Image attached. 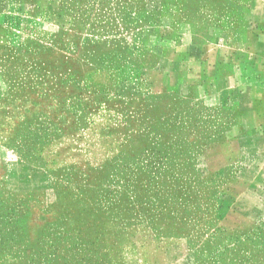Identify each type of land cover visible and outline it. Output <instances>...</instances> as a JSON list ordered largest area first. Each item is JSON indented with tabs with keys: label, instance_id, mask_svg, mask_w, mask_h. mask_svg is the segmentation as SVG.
I'll use <instances>...</instances> for the list:
<instances>
[{
	"label": "rangeland",
	"instance_id": "1",
	"mask_svg": "<svg viewBox=\"0 0 264 264\" xmlns=\"http://www.w3.org/2000/svg\"><path fill=\"white\" fill-rule=\"evenodd\" d=\"M194 7L0 0V264H264V135L139 80Z\"/></svg>",
	"mask_w": 264,
	"mask_h": 264
},
{
	"label": "crops",
	"instance_id": "2",
	"mask_svg": "<svg viewBox=\"0 0 264 264\" xmlns=\"http://www.w3.org/2000/svg\"><path fill=\"white\" fill-rule=\"evenodd\" d=\"M197 1L163 16L139 80L201 110L217 141L264 135V0Z\"/></svg>",
	"mask_w": 264,
	"mask_h": 264
}]
</instances>
